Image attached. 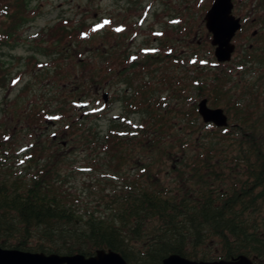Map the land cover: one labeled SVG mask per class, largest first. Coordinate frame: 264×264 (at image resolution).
Instances as JSON below:
<instances>
[{
  "label": "trees",
  "instance_id": "trees-1",
  "mask_svg": "<svg viewBox=\"0 0 264 264\" xmlns=\"http://www.w3.org/2000/svg\"><path fill=\"white\" fill-rule=\"evenodd\" d=\"M125 1L128 12L136 11L135 0ZM0 2L1 89L9 78L5 58L8 62L15 58L3 50L14 47L19 29L33 20V5L32 0ZM64 25L60 22L40 35L35 51L53 62L55 70L53 76L48 70L33 76L39 84L51 77L54 89L39 87L34 91V85L27 82L23 88L28 89V99L21 89L17 94L20 102L10 107L14 112L24 111L22 99L28 101V114L22 123L27 129L15 125L14 136L35 137L48 119L59 121V129L46 145L40 137L30 144L23 153L28 164L23 174L4 162L13 156L6 154L16 145V138L6 131L0 133V246L85 257L106 248L118 253L127 264H161L173 254L192 261H230L243 255L255 264H264V37H252V44L243 50L236 65L240 69L238 78L232 71L213 69L212 65L200 66L192 75L175 77L153 62L152 55L137 61L105 44L75 64L77 51L69 48L71 38L90 29L82 20L74 27ZM100 33L106 38V30ZM166 49L160 43L157 54ZM33 54L24 62L31 72L38 71V58ZM164 54L169 61L172 56ZM193 59L199 61V56L194 54L188 60ZM148 62L158 65L152 72L160 73L156 91L159 85L171 89L168 99L179 102L183 89L176 92L173 87L183 82V88L197 90V96L206 98L211 107H222L228 126L204 124L195 102L187 108L193 98L188 95L184 97L186 104L176 109L178 117H183L176 125L171 105L144 82L142 75L148 73ZM135 80L140 83L135 84ZM111 83L126 85L130 90L121 98L125 113L117 122L110 121L103 133L99 129L103 109L77 117L72 112L90 95V88ZM128 113L139 114L137 128L130 129ZM56 136L90 153L102 151L103 159L115 160L114 170L121 164L128 165L126 161L134 152L142 155L141 161L136 160L131 174H123L117 183L109 181L111 188L100 190L99 201L92 205L55 179L57 166L48 168L52 151L59 152L64 146L56 144ZM168 162L171 166L166 172ZM63 163L68 164L61 159Z\"/></svg>",
  "mask_w": 264,
  "mask_h": 264
},
{
  "label": "rangeland",
  "instance_id": "rangeland-1",
  "mask_svg": "<svg viewBox=\"0 0 264 264\" xmlns=\"http://www.w3.org/2000/svg\"><path fill=\"white\" fill-rule=\"evenodd\" d=\"M136 4L134 8L136 11L128 12L125 0H32L33 20L26 24L22 29H19L17 33L18 41L16 44H20L23 50L11 53L12 56L20 58L13 62L5 60V65L8 64V68L12 72L9 75L7 84L0 89V133L6 131L7 135L11 138H16V145L12 148H8L9 154L7 156H13L4 160L6 166L12 165V169L19 173H24V169L27 167L26 159L23 153L30 147V144L37 141L40 137L42 144L46 145V141L59 129V121L54 122V119H48L38 130V134L35 137L25 136L21 137L12 135V131L15 125H18L20 130H26L27 127L22 126L25 116L28 114V89L24 92L25 98L22 99V105L25 106L24 111L19 109L14 112L10 110V107L14 106V102L20 99L17 96L21 89L27 82L32 83L34 91L39 87L44 89H54L53 79L48 77L44 82L39 84V81L33 76L36 72H41L43 75L45 71L50 72V76H53L55 66L53 62L48 61V58L40 56L36 51L38 49V39L44 32L55 27L58 23L64 22V26L74 27L73 24L77 23L78 20L86 22L90 31L80 34L79 37L74 35L71 38L70 50L77 51L75 64L86 60L88 57L96 53L101 47L100 44L105 47H115L120 50L122 56L132 55L130 59L139 61L145 55H152L153 62L159 64L164 71L170 76L183 77L186 73L192 75L196 73L200 66H206L216 62L214 58V47L211 46V36L205 28L204 16L206 11L209 9L213 0H135ZM236 7L238 5V13L234 11V15L239 17L244 14H264V9L260 10L258 3H264V0H234ZM235 7V9H236ZM260 10V11H259ZM261 12V13H259ZM251 16V17H254ZM63 19H69L70 21H62ZM186 27L190 28L187 29ZM106 30V38H102L100 31ZM256 31V35L253 37L258 38L260 35L264 37V29H246L241 32L233 43L236 45V51L232 55L231 60L218 66L216 69L221 71L229 70L234 75L239 77L240 69L236 66L240 59L243 50H247V45L252 44V33ZM175 32L177 35L175 36ZM180 32V33H179ZM182 32V33H181ZM98 33V34H97ZM120 33V37L119 34ZM118 34V36H116ZM98 36V37H97ZM120 42V44H118ZM160 43H164L166 51L158 55L157 52L160 48ZM78 44L79 46H77ZM43 45V44H42ZM119 45V46H118ZM78 47V48H77ZM257 47V46H255ZM35 52V54H33ZM3 53L7 55V49L3 50ZM164 53L169 54L174 58L175 64H173L172 57L169 61L165 60ZM33 54L38 58V71H30L27 66L24 71L21 69V61L28 62V56ZM197 54L199 61L188 59ZM163 55V56H162ZM179 59V60H178ZM71 60V59H70ZM124 60V59H123ZM168 62V63H167ZM68 63H70L68 61ZM148 73H144V82H149L152 85L153 90L156 91L158 85L156 80L160 77V73H152L156 70L158 65L156 63L148 62ZM74 64V65H75ZM70 65V64H69ZM176 65L178 67H176ZM124 66L128 68L127 62H124ZM7 67V66H6ZM70 68V66L68 67ZM186 69V70H185ZM16 71V72H15ZM16 73V74H15ZM20 73V74H18ZM151 73V74H150ZM18 75V76H17ZM167 75V74H166ZM252 77V74H249ZM168 78V75H167ZM43 80V79H42ZM140 83V80H135V84ZM105 87V86H104ZM92 87L89 91V96L82 99L84 102L90 103V106L84 110H79L76 106L73 110L74 116L90 115L91 112H97L103 109L102 113H105L104 118L99 122V129L105 133L108 129V123L110 121H118L119 116L124 112L125 103L121 101L124 94H127L130 88H127L123 84H108L105 88ZM183 82L179 85H174V89L180 91L183 89L182 101H175V99H168L171 89L166 87L163 89L159 85L160 90L156 91L155 95H158L161 99H165L173 109L174 115L172 116L177 120L176 125L180 123L183 118L178 117L176 109L186 104L184 101L185 96H192V100H187V108L192 107V103H197L204 99L197 96V90H192L188 87L183 88ZM163 89V90H162ZM104 93L108 94L107 102H102L101 98ZM94 96L98 101H92L91 97ZM112 99V102L110 100ZM119 99V100H118ZM206 99V98H205ZM193 101V102H192ZM6 102L9 103L7 108ZM109 105L107 106V104ZM13 104V106H12ZM27 104V105H26ZM210 108H221L222 107H211ZM19 108V106L17 107ZM26 110V111H25ZM9 111H12V118L9 115ZM225 112V111H224ZM125 113V112H124ZM128 119L132 122L129 123L130 129H135L139 125V114H129ZM199 117V116H198ZM200 119V118H199ZM102 135V133H101ZM67 139H61L56 136V144L62 147L59 152H53V157L50 160L48 168H54L57 166V177L55 178L59 182L64 183V188L67 189L71 194L80 196V200L83 202H89L92 205L99 201L97 193L101 190L108 191L111 186L108 184L109 181L117 183L123 174H131L132 168H135L136 160L141 161L142 155L139 152L132 154V159L127 160V164H121L118 170H114L113 164L115 160L110 157H105L102 151L96 153H90L78 144H67ZM8 146L7 144H5ZM7 148V147H6ZM61 159H65L68 164H61ZM146 162L151 161L150 158H145ZM59 163L61 165H59ZM43 165L44 162H41ZM171 163L168 162L165 167L166 172L170 171ZM55 169V168H54Z\"/></svg>",
  "mask_w": 264,
  "mask_h": 264
},
{
  "label": "water",
  "instance_id": "water-1",
  "mask_svg": "<svg viewBox=\"0 0 264 264\" xmlns=\"http://www.w3.org/2000/svg\"><path fill=\"white\" fill-rule=\"evenodd\" d=\"M232 0H213L210 8L204 16L205 28L211 35L210 44L214 47V58L218 64L228 63L235 46L232 39L240 30V19L232 15ZM102 99L107 102L108 94L104 93ZM88 103L79 105V109H85ZM197 113L204 124H213L217 128H225L228 118L221 108H210L206 99L197 104ZM0 264H126L123 258L110 250H97L95 256L85 258L83 255L58 256L56 254L45 255L42 253H29L18 250L0 248ZM161 264H254L252 259L239 256L234 260L224 261H192L179 255L166 257Z\"/></svg>",
  "mask_w": 264,
  "mask_h": 264
},
{
  "label": "flooded vegetation",
  "instance_id": "flooded-vegetation-1",
  "mask_svg": "<svg viewBox=\"0 0 264 264\" xmlns=\"http://www.w3.org/2000/svg\"><path fill=\"white\" fill-rule=\"evenodd\" d=\"M232 3H233V8H232V15L235 17V18H238V19H240V23H241V30L235 35V37H234V39H233V41L234 40H236V38H237V36L241 33V32H244L246 29H251V28H253V29H264V14H255V16H254V14H251V15H249V14H244L243 16H241V17H239L237 14L236 15H234V11H236L237 13H238V5H237V7H236V4H235V1L234 0H232ZM259 4V8H260V10H263L264 9V3L262 4V3H258ZM235 7H236V9H235ZM263 8V9H262ZM259 10V11H260ZM259 13H261V12H259ZM251 16H254V17H251ZM256 35V31H254L253 33H252V37L253 36H255ZM21 44V43H20ZM20 44H15V46L13 47V46H9V47H7L6 49H8V56H12L11 55V53H13V52H16L17 53V51H19L20 49H22L23 50V47L20 45ZM234 44V43H233ZM235 45V44H234ZM236 45H235V51H236ZM10 49V50H9ZM17 54H19V53H17ZM4 57V56H3ZM15 57V56H14ZM6 60L8 59V58H5ZM14 60H12V62L13 61H15V60H17L18 62L20 61V60H22L21 59V57L20 58H13ZM20 63H22L20 66H21V69H23V71H24V69L27 67L25 64H24V62L23 61H21ZM16 72V71H15ZM11 71H10V68H8L7 69V74L8 75H11ZM16 74V73H15ZM18 74H20V73H18ZM18 76V75H17ZM23 91L25 92V91H27L26 90V88H23ZM27 105V104H26ZM26 111V110H25ZM8 116H10L11 117V119H13L12 118V111H9V115ZM55 139V138H54ZM0 248L1 249H9V248H3V247H1L0 246ZM15 250V249H14ZM109 249H105V251L107 252ZM66 256H70V255H66ZM93 256H95V253L93 254V255H91V256H89V257H93ZM85 257V256H84ZM89 257H85V258H89Z\"/></svg>",
  "mask_w": 264,
  "mask_h": 264
}]
</instances>
